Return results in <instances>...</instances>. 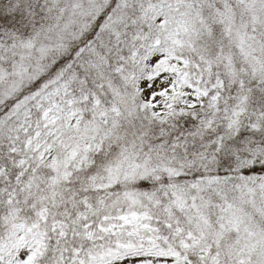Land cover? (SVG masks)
Returning <instances> with one entry per match:
<instances>
[{"label":"snow or ice","instance_id":"6c2138e0","mask_svg":"<svg viewBox=\"0 0 264 264\" xmlns=\"http://www.w3.org/2000/svg\"><path fill=\"white\" fill-rule=\"evenodd\" d=\"M0 264H264V0H0Z\"/></svg>","mask_w":264,"mask_h":264}]
</instances>
